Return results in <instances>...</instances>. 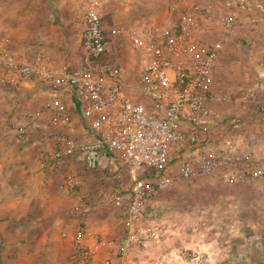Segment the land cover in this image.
Here are the masks:
<instances>
[{"label":"built area","instance_id":"2783aa9c","mask_svg":"<svg viewBox=\"0 0 264 264\" xmlns=\"http://www.w3.org/2000/svg\"><path fill=\"white\" fill-rule=\"evenodd\" d=\"M112 1L80 0L84 55L73 67L52 66L41 51L18 57L0 50L3 76L38 82L49 93L43 114L50 128L71 130L60 99L61 91L69 90L88 129L82 141L53 135L57 147L50 151L39 142L37 158L43 170L63 171L68 160L96 170L102 161L116 182L125 174L131 179L109 199L112 207L123 210L122 236L99 239L85 225L79 227L72 238L70 264H123L135 249L163 243L171 235L169 224L146 216L145 210L176 184L217 182L264 191V134L259 123L249 127L240 117L224 114L227 97L216 92L211 80L240 16L264 11L257 0H230L216 22L219 37L210 44L203 39L211 15L204 5L170 6L160 23L144 19L135 27L105 28L101 14ZM123 49L138 62L131 86L121 66L110 61ZM136 94L150 105L139 102ZM29 130L28 121L11 126L21 144L27 142ZM62 184L68 195L76 196L81 185L76 170L68 169ZM88 205L87 199H79L73 213L82 215ZM172 256L174 263L182 258L202 262V256L189 249ZM169 262L160 258L152 264Z\"/></svg>","mask_w":264,"mask_h":264},{"label":"rangeland","instance_id":"374dc122","mask_svg":"<svg viewBox=\"0 0 264 264\" xmlns=\"http://www.w3.org/2000/svg\"><path fill=\"white\" fill-rule=\"evenodd\" d=\"M35 1L48 12L46 18L48 22L41 24L39 20H36L29 26L28 23L27 25L17 24V26L12 23L13 27L9 26L5 32L8 37L17 36L24 45L30 47V50L24 52L23 56L31 55L38 50L43 52L49 61L44 47L47 45L57 47L52 44V38L65 32L64 35L70 38V47H72L74 38L80 35L82 28L79 24L83 14L80 12V0ZM29 2L28 5H30ZM229 2L230 0H141L137 3H126L114 0L104 8L101 15L105 28L114 25L135 27L144 19L155 23L164 21L170 6L204 5L209 8L211 15L203 39L205 43L210 44L219 37L216 22L219 16L225 14L229 9ZM257 3L264 10V0H257ZM64 20H66V24L70 22V25H75L77 28L61 30L59 27L64 25L60 21L64 22ZM80 53L82 52L80 51ZM110 61L121 66L125 78L127 77L128 83L132 85L138 73L137 59L129 54L128 50L123 49L119 55L110 57ZM261 73L264 74V11L256 10L240 16V22L229 36L211 80L215 85L216 92L227 97V103L221 108V111L227 115L240 117L250 125L249 127L259 123L258 127L264 134V75L260 76ZM136 95L139 102L146 106L150 105L147 98ZM75 113H72L69 132L66 129L50 128L44 120L41 121L39 129L49 136L43 140L36 139L37 143L34 145V149L42 141L46 143L47 150L55 149L57 146L56 141L52 139L53 135H58L60 139L70 136L76 141H82L86 125L80 119V113L78 111ZM17 124L14 125L17 126ZM0 133L4 137L0 140V144L2 141L8 140L10 147L8 150L10 151L17 150V148L20 150L28 144H21L17 141L16 136L11 132V125L0 126ZM6 136L8 139H5ZM29 148H33V146ZM76 167L81 184H100L102 191L100 194L103 193L106 202L95 210L92 209L95 205L93 207L89 205L92 210L85 215L88 216V221L84 220L82 215H69L70 228L60 232V234L62 232L65 234L61 239L65 240L63 245L65 264H70L73 254L69 253L70 250H74L72 238L79 227L85 225L97 235L100 227L106 230L112 225L111 229H115L116 235L122 236L123 210L112 207L109 204V199L116 189L124 188L131 182L126 174L116 182L111 173L105 169L102 161L97 167L99 171L97 169L88 171L81 165H76ZM65 172L63 170L50 173V176H46L45 180L50 177V180H55L56 184H62ZM31 174L33 175V173ZM31 174L20 179L13 175L11 179H15L16 184H29L27 181L31 180L29 177ZM3 180L4 177L1 175L0 184L4 183ZM34 181L36 180H32L35 184ZM191 183L176 184L156 199L161 210L157 218L169 224L172 230L171 235L167 239L166 246L163 243L152 246L154 252L155 248L163 245L159 252H163L161 256H155L152 260V258L148 259L149 257L141 255L138 260L149 264V260L154 263L161 258L168 262L173 261L169 264H193L183 258L179 260L177 258L174 263L172 256L181 250L189 249L202 256V262L198 264H264V191H255L246 185L226 187L217 182L206 185L201 181H194L192 184L197 183L201 186H193ZM4 207L7 206L0 202V209L3 210V213L7 210ZM15 224L13 220L5 218V215L0 220V264H15L18 257L8 254L12 250L11 248H16V244L22 245L21 242L16 241L18 238L15 236L18 228ZM176 229L180 231L178 237L174 236ZM1 231L7 237H3ZM2 258L4 262L1 260Z\"/></svg>","mask_w":264,"mask_h":264},{"label":"crops","instance_id":"0c3cea01","mask_svg":"<svg viewBox=\"0 0 264 264\" xmlns=\"http://www.w3.org/2000/svg\"><path fill=\"white\" fill-rule=\"evenodd\" d=\"M27 1L29 2L30 0H0V50L7 51L18 57H22L24 52L26 53L30 50V47L24 45L23 41L17 36L8 37L5 30L9 26L13 27L12 23L15 26L17 24L27 25L28 23L29 26V24L36 20H39L41 24L48 22L46 20L48 14L46 9L36 4L35 0L30 1V5H28ZM65 21H60L64 25L59 27L61 30H68L71 27L77 28L75 25H70V22L66 24ZM79 25L81 26V23ZM64 33L52 38V44H55L57 47L47 45L44 47V50L49 57L51 65H69L73 67L84 55L80 46L82 31L80 35L74 38L72 47H70V38L66 37ZM128 81L126 77V84L131 86V83H128ZM49 96V93L38 82L21 83L3 76L0 72V126H13L15 123H19L17 124L18 126L27 121L30 124V134H28L26 142L28 144L26 147L22 145V149L19 150L17 148V150L10 151L8 150L10 148L8 140H4L0 144V177L1 175L4 177V183L0 184V202L7 206L6 208L4 207V209H7L4 211L5 214L0 209V220L5 215V218L13 220L16 223L15 225L18 228L17 235L15 236L18 238L16 241L22 243V245L16 244L17 249L11 248L12 250L8 252L10 255L18 256L15 264H65V250H63L65 240H61L62 235L65 234L63 232L60 234V232L70 228L69 215H76V213H73L74 206L78 203L79 199H87L89 205H92V207L95 205L92 208L95 210L99 209V206L106 202L103 193L100 194L102 192L100 184H81L77 195L70 196L64 190L63 184H56L55 180H50V177H48V180H45V177L50 176V173L40 167L37 150L34 149V145L37 143L36 139L43 140L49 136L39 129L40 123L42 124L41 121L44 120L47 123L43 111ZM60 99L66 106L70 118H72V113L77 112L74 96L69 90H62ZM33 130L34 132H32ZM1 133L4 134L3 132ZM1 133L0 140L4 138ZM5 134L7 135V133ZM87 137L88 129L85 130L84 139ZM5 139H8V137L6 136ZM33 139H35V142H33ZM31 146L33 148H29ZM76 165L80 166L68 160L64 170H76ZM85 170L88 169L85 168ZM97 170L99 171V169ZM28 174H31L29 176L31 180L27 181L29 184H16L15 179H11L13 175H16L20 179L26 177ZM34 179L36 180L34 181L36 182L35 184L32 182ZM16 181L18 180L16 179ZM192 183L191 185L193 186H201L200 184ZM94 191L98 192L95 193ZM90 208L89 206L88 211L92 210ZM88 211L82 213L83 219L87 221L88 216L85 215ZM160 213L161 210L158 207L157 200L147 206L145 210L146 216H157ZM112 227L110 225L106 230L100 227V231H96L98 232L97 237L104 240H107V238L119 239L120 236L116 235L117 232H114L115 229H111ZM176 230L174 231V236L178 237L180 231ZM2 235L3 237H7L3 232ZM168 238L164 240V246H166ZM163 245L155 248L154 252L152 251L153 244L143 247L141 251L135 249L129 259L123 264H144L145 262L138 260L141 255L153 260L155 256L162 255L163 252H159L162 250ZM71 253H74L73 249L70 250L69 254ZM1 260L4 262L3 258ZM149 261L148 263L150 264L151 260Z\"/></svg>","mask_w":264,"mask_h":264},{"label":"trees","instance_id":"16d2710c","mask_svg":"<svg viewBox=\"0 0 264 264\" xmlns=\"http://www.w3.org/2000/svg\"><path fill=\"white\" fill-rule=\"evenodd\" d=\"M0 252H1V249H0ZM1 254V253H0ZM1 262V261H0Z\"/></svg>","mask_w":264,"mask_h":264}]
</instances>
